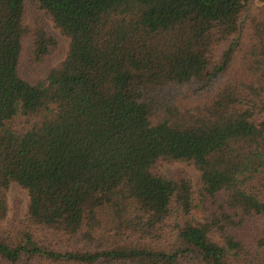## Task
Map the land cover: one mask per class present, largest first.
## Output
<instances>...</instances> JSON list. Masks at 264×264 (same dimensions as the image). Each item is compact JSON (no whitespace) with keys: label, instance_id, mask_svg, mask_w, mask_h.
Returning <instances> with one entry per match:
<instances>
[{"label":"trees","instance_id":"trees-1","mask_svg":"<svg viewBox=\"0 0 264 264\" xmlns=\"http://www.w3.org/2000/svg\"><path fill=\"white\" fill-rule=\"evenodd\" d=\"M0 264H264V0H0Z\"/></svg>","mask_w":264,"mask_h":264},{"label":"rangeland","instance_id":"rangeland-1","mask_svg":"<svg viewBox=\"0 0 264 264\" xmlns=\"http://www.w3.org/2000/svg\"><path fill=\"white\" fill-rule=\"evenodd\" d=\"M257 4H254L252 8L258 9L259 6ZM48 24L58 35L61 43V54L50 64V67H57L61 62L64 61L70 41L67 37L63 36L58 29L54 28L53 23L48 21ZM22 64V71L29 78L35 79L40 76V72H36L34 70V67L28 62L27 58H24ZM24 125L25 118H19V128H22ZM158 168L163 174L167 175L168 177H174L179 172H183L191 179L194 189H197L199 185L201 174L193 164L185 162H176L172 164L162 163ZM8 201L11 209L9 217L11 219L17 218L18 220H23L29 205L28 192L25 189L21 188L19 185L12 184L8 191Z\"/></svg>","mask_w":264,"mask_h":264}]
</instances>
